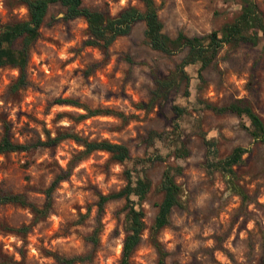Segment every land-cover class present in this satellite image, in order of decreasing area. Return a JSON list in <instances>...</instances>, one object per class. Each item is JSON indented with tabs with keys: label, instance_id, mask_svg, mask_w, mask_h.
<instances>
[{
	"label": "rangeland",
	"instance_id": "obj_1",
	"mask_svg": "<svg viewBox=\"0 0 264 264\" xmlns=\"http://www.w3.org/2000/svg\"><path fill=\"white\" fill-rule=\"evenodd\" d=\"M159 17L171 37L183 32L203 36L231 22L240 0H155ZM93 10L116 14L136 0H82ZM264 20V0H257ZM53 6L40 35L33 43L28 63L29 84L12 90L15 68L0 67V138L8 127L11 139L32 144L66 131L89 140L125 144L130 160L114 162L105 152L78 160L83 147L71 139L30 152L0 155V193L23 194L36 206L57 175L69 171L52 195V209L36 218L30 209L0 205V263L55 264L53 255L86 257L78 264H118L121 258L125 201L110 200L99 214L100 195L118 192L125 173L146 176L152 188L145 201L136 204L144 212L146 230L132 256L134 264H158L149 240L150 228L161 201L157 187L167 166H180L181 205L158 239L167 252L166 263L264 264V146L253 141L246 118L217 115L207 105L222 106L245 98L264 121V37L257 46H225L198 77L199 64L185 68L188 96L173 92L168 100L147 111L153 88L152 75H166L186 52L166 56L152 50L144 37V24L118 38L103 53L86 46L87 25L82 18L63 21ZM27 12L15 0H0V24L26 19ZM131 60V62L128 61ZM71 99L76 104H57ZM185 108L177 117L171 107ZM109 111L89 116L87 111ZM79 115H86L79 119ZM175 125L189 151L186 158L172 156ZM150 131L167 133L164 141L147 139ZM205 139L216 142L218 157L235 147L247 152L234 174L206 167ZM26 227V231H20ZM95 235L97 243L89 240Z\"/></svg>",
	"mask_w": 264,
	"mask_h": 264
},
{
	"label": "trees",
	"instance_id": "obj_2",
	"mask_svg": "<svg viewBox=\"0 0 264 264\" xmlns=\"http://www.w3.org/2000/svg\"><path fill=\"white\" fill-rule=\"evenodd\" d=\"M18 6L26 9V19H12L4 24H0V67H12L17 69L18 77L12 86L13 91H17L29 84L28 63L33 43L40 35V28L45 24L49 16L51 7L61 8L59 17L63 21H71L82 18L87 25L88 37L84 44L94 47L107 53L110 46L120 37L130 34L132 28L137 23L144 24V37L147 45L154 51L166 56H172L185 51L186 54L172 72L166 75H152L153 88L147 103L140 106L144 110H151L155 106L165 103L169 95L173 92L183 90V95L188 96L189 76L185 68L190 65L199 64L198 77L204 82L202 71L208 68L225 47L237 48L240 45L257 46L264 37V20L259 9L257 0H240L237 16L231 21L224 23L218 30L212 31L203 36H187L183 32L171 37L164 32V25L159 17L161 5L155 0H136L141 7L128 5L121 8L116 14L107 11L93 10L85 6L82 0H15ZM131 62L130 59H128ZM57 104L74 105L71 99L58 100ZM207 108L217 115L233 114L238 118H246L249 122L247 128L251 138L264 146V121L253 109L250 102L245 99H235L222 106L207 105ZM172 111L177 117L185 114L186 109L173 105ZM87 115L94 116L100 113L109 114V111L91 110ZM86 115H79V119ZM178 126L175 125L171 136L167 140L172 142V156L176 159L186 158L189 151L180 134L177 133ZM167 133L150 131L147 139L164 141ZM71 139L83 147L78 160L94 152H105L111 159L119 164L130 160V151L125 144L113 143L107 140H89L76 133L60 132L55 137L47 135L45 141L37 140L32 144L14 142L11 139L8 127H4L3 135L0 138V155L17 152H30L44 147H50L60 141ZM206 167L210 174L215 172L234 174V167L243 162V155L247 149L235 147L229 155L220 159L216 142L213 139H205ZM182 167L167 166L158 184V191L161 193V201L156 205L157 213L149 232V240L158 255V264L166 263L167 252L158 239L161 229L166 227L170 221L172 210L181 205L182 189L177 182ZM69 171L64 175H57L50 186L43 192L44 203L36 206L30 202L23 194L0 193V205H18L31 210L36 218L46 217L52 209V195L58 184L65 180ZM126 183L121 190L109 195H100L97 203L99 214L104 205L110 200L125 201V216L122 231L124 238L122 241L121 258L118 264H134L132 256L142 241L143 232L146 230L144 223V212L137 209L132 198H136L137 203L145 201L151 188L150 178L133 177L132 173H125ZM23 227L20 231H26ZM91 243L96 245L95 235L89 237ZM55 264H78L84 262L86 257L74 256L64 257L53 255ZM4 264V263H0ZM171 264H180L173 262Z\"/></svg>",
	"mask_w": 264,
	"mask_h": 264
}]
</instances>
